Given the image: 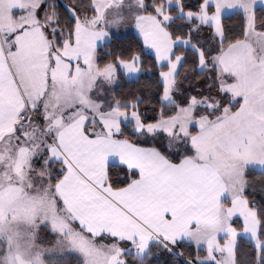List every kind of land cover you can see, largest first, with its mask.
<instances>
[{"label": "snow or ice", "instance_id": "6c2138e0", "mask_svg": "<svg viewBox=\"0 0 264 264\" xmlns=\"http://www.w3.org/2000/svg\"><path fill=\"white\" fill-rule=\"evenodd\" d=\"M264 264V0H0V264Z\"/></svg>", "mask_w": 264, "mask_h": 264}, {"label": "rangeland", "instance_id": "374dc122", "mask_svg": "<svg viewBox=\"0 0 264 264\" xmlns=\"http://www.w3.org/2000/svg\"><path fill=\"white\" fill-rule=\"evenodd\" d=\"M15 264H31V261L24 253H20L15 257Z\"/></svg>", "mask_w": 264, "mask_h": 264}]
</instances>
